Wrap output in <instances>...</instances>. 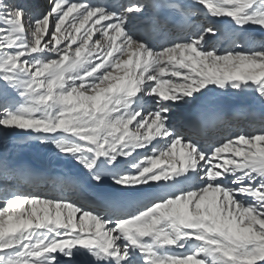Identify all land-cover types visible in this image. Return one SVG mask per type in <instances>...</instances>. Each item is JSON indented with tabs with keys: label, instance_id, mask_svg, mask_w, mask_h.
<instances>
[{
	"label": "snow or ice",
	"instance_id": "obj_1",
	"mask_svg": "<svg viewBox=\"0 0 264 264\" xmlns=\"http://www.w3.org/2000/svg\"><path fill=\"white\" fill-rule=\"evenodd\" d=\"M0 264H264V0H0Z\"/></svg>",
	"mask_w": 264,
	"mask_h": 264
},
{
	"label": "bare ground",
	"instance_id": "obj_2",
	"mask_svg": "<svg viewBox=\"0 0 264 264\" xmlns=\"http://www.w3.org/2000/svg\"><path fill=\"white\" fill-rule=\"evenodd\" d=\"M95 38V37H94ZM255 107L257 108V109H259L260 108V105L259 104H256L255 105ZM232 123L235 125L236 123H235V121L233 120L232 121ZM236 125H238V127H242L241 125H242V123L240 122H238ZM246 125V123L244 124V126ZM23 156H24V158L25 159H33L34 158V153L31 151V150H24V152H23Z\"/></svg>",
	"mask_w": 264,
	"mask_h": 264
}]
</instances>
